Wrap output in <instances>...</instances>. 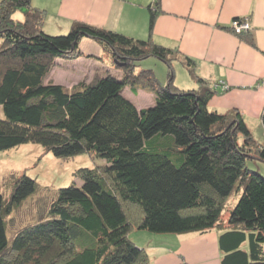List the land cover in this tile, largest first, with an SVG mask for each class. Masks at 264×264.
<instances>
[{"label":"trees","instance_id":"obj_1","mask_svg":"<svg viewBox=\"0 0 264 264\" xmlns=\"http://www.w3.org/2000/svg\"><path fill=\"white\" fill-rule=\"evenodd\" d=\"M159 2L147 4L150 32ZM45 19L32 0H0V149L35 142L59 157L87 152L98 163L79 166L80 183L60 186L48 215L10 237V208L37 180L22 171L8 199L0 191V264H151L146 246L129 236L134 227L177 234L217 227L221 264H264V172L257 165L264 142L242 112L211 108L215 83L199 76L198 88L175 85L177 53L151 36L80 20L51 32ZM230 28L251 29L236 32L232 20ZM85 36L103 44L110 55L101 59L122 73L97 65L71 87L48 79L56 60L98 58L81 49ZM151 55L167 63V83L152 67L137 66ZM182 61L191 67L190 58ZM127 86L152 91L154 101L139 106ZM233 192L236 202L223 215Z\"/></svg>","mask_w":264,"mask_h":264},{"label":"crops","instance_id":"obj_2","mask_svg":"<svg viewBox=\"0 0 264 264\" xmlns=\"http://www.w3.org/2000/svg\"><path fill=\"white\" fill-rule=\"evenodd\" d=\"M150 1L58 0L46 16L45 27L51 32L64 31L80 20L137 38L151 36L153 41L173 47L177 53L171 61L173 69L176 68L173 83L181 88H198L201 85L198 76L209 86L214 87L215 83L210 107L223 112L238 108L254 135L264 142V83L261 82L264 80V0H159L151 32L147 8ZM236 16L249 18L251 29L233 32L230 22ZM80 47L98 58L89 57L88 63L83 60L86 57L80 56L82 59L75 58L72 62L82 60L84 67L93 72L103 61L104 69L122 73L100 58L106 59L109 53L95 39L83 37ZM184 56L191 59L190 68L182 61ZM137 66L152 67L160 81H169L167 63L156 56L139 60ZM179 72L180 79L176 81ZM76 83L65 85L71 87ZM129 91L126 95L139 106L155 99V94L144 88L136 93ZM142 95L147 99H140ZM220 232L213 227L201 232L165 235L161 242L146 247L151 264H221ZM149 247H153V252Z\"/></svg>","mask_w":264,"mask_h":264},{"label":"rangeland","instance_id":"obj_3","mask_svg":"<svg viewBox=\"0 0 264 264\" xmlns=\"http://www.w3.org/2000/svg\"><path fill=\"white\" fill-rule=\"evenodd\" d=\"M57 2L58 0H32L33 5L45 9L46 16H49V13L54 10L57 6ZM83 56L86 57V59H83L84 61L88 63L91 61L89 57ZM78 59L82 58L78 57ZM72 60L73 59L65 58L56 60V64L50 70L48 79L50 78L54 80V82L64 85H71L70 83H76L82 78L89 79L92 71L84 67L82 60H75L73 62ZM62 63L65 65H62ZM100 63V65H104L103 61ZM175 69L173 73L174 78L176 73ZM86 74L89 75L85 76ZM179 79L180 72L176 76V81H179ZM163 83H167V81ZM129 90L127 86L124 92L130 94ZM139 98L143 100L147 99V97L143 95L139 96ZM146 104L147 102H145L144 105ZM2 114L3 111L0 107V116H2ZM97 161L96 157H92L87 152L71 157H59L54 155L51 151H46L41 144L35 142L21 143L18 146L5 150L0 149V191L7 199L12 191V182L20 175V172L25 171L37 180L35 190L19 204L13 205L10 208L6 226L9 237L24 225L46 217L50 204L55 198L57 189L74 180L80 183V178L75 176L74 171L82 165L94 166L98 163ZM257 165L260 166L264 172V162L260 161ZM257 165L255 166L257 167ZM236 198V192H233L226 200L222 212L223 215L229 213V209L236 202ZM170 234L177 233H155L135 227L129 232V236L135 239L137 244H142L146 247L161 242V240L166 237L165 235ZM152 248L153 247H149L150 252H153Z\"/></svg>","mask_w":264,"mask_h":264},{"label":"built area","instance_id":"obj_4","mask_svg":"<svg viewBox=\"0 0 264 264\" xmlns=\"http://www.w3.org/2000/svg\"><path fill=\"white\" fill-rule=\"evenodd\" d=\"M232 25H233V29L236 32H241L243 30H247L248 28H251V23L249 21V18H247V17H243L242 20H237L236 18H234L232 20ZM261 82L264 83V80H262ZM261 82H259V83H261Z\"/></svg>","mask_w":264,"mask_h":264}]
</instances>
